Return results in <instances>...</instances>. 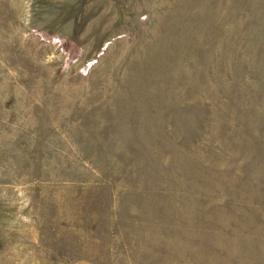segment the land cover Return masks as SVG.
<instances>
[{
  "label": "rangeland",
  "instance_id": "374dc122",
  "mask_svg": "<svg viewBox=\"0 0 264 264\" xmlns=\"http://www.w3.org/2000/svg\"><path fill=\"white\" fill-rule=\"evenodd\" d=\"M0 264H264V0H0Z\"/></svg>",
  "mask_w": 264,
  "mask_h": 264
}]
</instances>
